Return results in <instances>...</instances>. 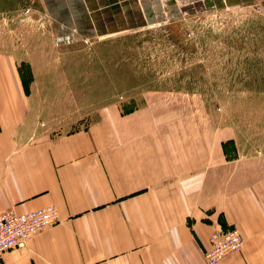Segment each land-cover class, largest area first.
<instances>
[{
	"label": "crops",
	"instance_id": "crops-1",
	"mask_svg": "<svg viewBox=\"0 0 264 264\" xmlns=\"http://www.w3.org/2000/svg\"><path fill=\"white\" fill-rule=\"evenodd\" d=\"M24 1L56 34L94 37L205 12L254 22L257 0ZM44 103L0 55V213L57 211L0 264H207L212 232L233 227L244 248L219 264H264V153L233 148L235 131L185 98L110 104L74 121Z\"/></svg>",
	"mask_w": 264,
	"mask_h": 264
},
{
	"label": "rangeland",
	"instance_id": "rangeland-1",
	"mask_svg": "<svg viewBox=\"0 0 264 264\" xmlns=\"http://www.w3.org/2000/svg\"><path fill=\"white\" fill-rule=\"evenodd\" d=\"M35 5L0 0V55L15 58L27 95L58 119L110 104L129 109L154 96L185 98L236 132L233 148L264 153V14L257 9L247 18L254 22H233L235 11L205 12L88 37L56 34Z\"/></svg>",
	"mask_w": 264,
	"mask_h": 264
},
{
	"label": "built area",
	"instance_id": "built-area-1",
	"mask_svg": "<svg viewBox=\"0 0 264 264\" xmlns=\"http://www.w3.org/2000/svg\"><path fill=\"white\" fill-rule=\"evenodd\" d=\"M264 14V6L256 5ZM57 222V211L53 205L28 212L9 208L0 213V255L4 252L25 248L27 242L38 232ZM245 239L238 228H216L210 238L209 247L204 250L207 264H219L228 255L240 252Z\"/></svg>",
	"mask_w": 264,
	"mask_h": 264
}]
</instances>
